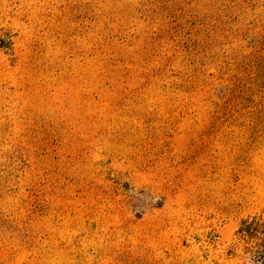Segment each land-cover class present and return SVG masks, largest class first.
<instances>
[{"label":"rangeland","instance_id":"rangeland-1","mask_svg":"<svg viewBox=\"0 0 264 264\" xmlns=\"http://www.w3.org/2000/svg\"><path fill=\"white\" fill-rule=\"evenodd\" d=\"M0 264H264V0H0Z\"/></svg>","mask_w":264,"mask_h":264}]
</instances>
